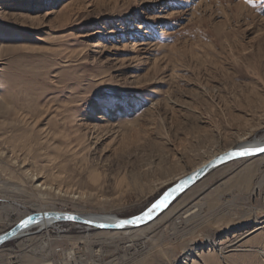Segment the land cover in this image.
<instances>
[{"label":"rangeland","instance_id":"374dc122","mask_svg":"<svg viewBox=\"0 0 264 264\" xmlns=\"http://www.w3.org/2000/svg\"><path fill=\"white\" fill-rule=\"evenodd\" d=\"M172 1L0 0V233L39 207L136 215L264 136V0ZM80 224L6 241L0 264H264V154L131 229Z\"/></svg>","mask_w":264,"mask_h":264},{"label":"water","instance_id":"95a60500","mask_svg":"<svg viewBox=\"0 0 264 264\" xmlns=\"http://www.w3.org/2000/svg\"><path fill=\"white\" fill-rule=\"evenodd\" d=\"M257 148H264V144L261 146H253V147H236L233 149H229L226 152H223L222 154H219L209 162V164L200 167L196 171L188 174L187 176L181 178L171 186H169L156 200H154L147 208H145L142 212L123 218V220L116 226L118 228H123L127 226H137L144 224V222H147L152 217L158 215L163 210L167 208V206L183 191H185L187 188L192 186L196 181H198L202 176H204L211 168L221 166L229 161L235 160V159H245V158H251L255 156H259L264 154V152H258V151H252L249 155H236L235 153H238L244 149H257ZM161 202H163L161 204ZM159 205V206H157ZM45 215H48V213H45ZM59 215H62L63 217L69 216L71 219L84 221L82 218L75 216L73 214L69 213H59ZM37 217H41V213H31L27 216H24L21 218L16 224H14L10 229L0 233V245H2L4 242L11 240L14 237H17L19 233L23 232L25 233L26 228L29 226L32 220L36 219ZM67 218V217H66ZM23 221H28L24 226H21Z\"/></svg>","mask_w":264,"mask_h":264},{"label":"bare ground","instance_id":"6f19581e","mask_svg":"<svg viewBox=\"0 0 264 264\" xmlns=\"http://www.w3.org/2000/svg\"><path fill=\"white\" fill-rule=\"evenodd\" d=\"M157 1H158V4H162V2L164 0H157ZM172 2H175V0H173ZM263 144H264V136H262L261 138H256L255 136H253L251 139H248V135L246 133L245 134L243 133V134H241V135L238 136L236 142L232 146H230V147H228V148H226V149H224L222 151H217V152H214L213 154H210L208 157H206L201 162H199L198 165H196L195 167H193L192 169H190L187 173H184V174L179 175L175 179L174 183L177 182L178 180H180L181 178L187 176L188 174L196 171L200 167L209 164V162L213 159V157H215V156H217L219 154H222L223 152H226L229 149H233V148L241 147V146H243V148L244 147L261 146ZM213 168H215V167H213ZM213 168H211V170ZM35 180H36V178H35ZM161 185H163V184H161ZM37 186H41V185L38 184ZM195 206H197V205H195ZM52 210L53 209H51V210L49 209L48 210L45 207H39V208H37L36 213H41V217H37L36 219H34V220L31 221V223L29 224V226L25 230L26 233H24V231H23V232L19 233L17 237H14L12 239L21 238L22 236L29 235L28 232H30V230H32L33 228H35V229L37 228L36 232L46 231L49 228H55L56 225L59 222H61V221H69V220L70 221L73 220V221L79 222L81 224H84L85 225L84 228L87 227L86 229H89V230L97 229V227L98 228H104V229H124V230L127 229L128 230V229H131V228H133V227L136 226L135 225V226H127V227H123V228H118L116 226L123 220V218H119L116 215H112V214H97V213H86V214H84V213H78V212H73V213H69V212H58L59 210H57V209H55L53 211ZM34 212H31V213H34ZM190 212L192 213V211L190 209L185 210V212H183L185 215L182 214L183 216H185L183 218L186 219L188 217V215L191 214ZM31 213H29V214H31ZM45 213H48V215H45ZM59 213H69V214H73L75 216H78V217L82 218L84 221L71 219V217H69V216L63 217L62 215H59ZM29 214H27V215H29ZM27 215H24V216H27ZM156 216L152 217L148 221H151ZM22 218H23V216H22ZM20 219L21 218L17 219L14 224H16ZM144 223H146V222H144ZM23 233H24V235H22ZM72 255H71V257H72Z\"/></svg>","mask_w":264,"mask_h":264},{"label":"snow or ice","instance_id":"6c2138e0","mask_svg":"<svg viewBox=\"0 0 264 264\" xmlns=\"http://www.w3.org/2000/svg\"><path fill=\"white\" fill-rule=\"evenodd\" d=\"M252 151H258V152H264V148H257V149H253V150H250V149H244L238 153H235L236 155H249ZM163 202H161L162 204ZM159 206V205H157ZM28 221H23L21 226H24V224H26Z\"/></svg>","mask_w":264,"mask_h":264}]
</instances>
